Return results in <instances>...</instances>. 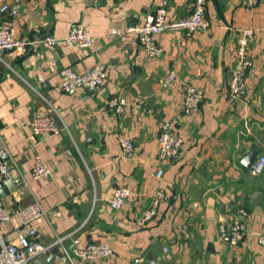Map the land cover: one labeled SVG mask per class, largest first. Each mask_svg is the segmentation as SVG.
<instances>
[{
  "label": "crops",
  "instance_id": "obj_1",
  "mask_svg": "<svg viewBox=\"0 0 264 264\" xmlns=\"http://www.w3.org/2000/svg\"><path fill=\"white\" fill-rule=\"evenodd\" d=\"M193 2L0 0V5L19 7L12 22L23 40L62 39L76 24L94 36L87 50L31 45L25 56H0V133L7 145L0 165L5 163L12 173L0 190V204L12 215L11 222L0 226L3 240H15L16 214L33 201L41 203L46 216L34 223L36 235L30 239L44 246L62 240L28 264L51 254L54 264H72V234L114 250L111 258L83 264H149L151 259L164 264H264V245L257 242L264 236V172L253 176L243 164L255 146L258 156L264 155V0L250 9L242 0H207L211 28L191 38L162 34L160 58L149 59L136 36L123 40L111 33L143 22L159 8L171 19H184ZM6 19L0 14V24ZM245 28L255 30L250 42L253 66L244 97L232 106L227 93L238 32ZM98 64L107 68L102 87L79 88L73 95L62 92L63 68L82 73ZM170 70L176 71L177 83L163 89L159 81ZM187 86L205 94L190 116L183 114ZM116 96L128 102L122 114L108 108ZM142 99L146 106L135 107ZM36 114L53 115L64 130L33 136L30 122ZM166 116L184 138V149L180 158L161 162L160 124ZM122 136L133 140L132 159L122 151ZM36 153L50 166L46 178L32 176ZM159 168L164 170L161 179L156 177ZM120 187H128L132 196L113 210L109 202ZM159 190L165 200L141 225ZM240 208L248 212L246 238L232 248L219 239L218 226Z\"/></svg>",
  "mask_w": 264,
  "mask_h": 264
},
{
  "label": "built area",
  "instance_id": "obj_2",
  "mask_svg": "<svg viewBox=\"0 0 264 264\" xmlns=\"http://www.w3.org/2000/svg\"><path fill=\"white\" fill-rule=\"evenodd\" d=\"M207 0H194L193 9L190 15L184 19H171L164 8H159L155 14L147 15L143 22L129 26L124 31L113 29V35H122L126 40L127 36L133 35L138 39V44L144 54L149 59L160 58L164 54V49L158 41L159 36L166 32L182 33L185 38H191L199 32H207L211 28V23L206 16ZM259 0H242V6L250 9L257 5ZM0 14L7 19L0 24V56L3 52H13L25 56L29 53L30 46H48L55 47L63 45L69 48L87 50L91 48L94 36L82 24L74 25L67 36L62 39L55 37H43L35 41H26L17 36L16 28L12 22L19 15V7L2 3L0 5ZM255 36V30L251 28L241 29L238 32L235 62L231 72L229 89L227 93L228 103L236 106L244 97L247 87L246 76L253 66V60L250 55V42ZM1 60V57H0ZM43 82V76L39 77ZM107 79V68L104 64H98L91 70L77 72L70 67H65L60 71V88L63 93L73 95L79 88L88 91L96 90L102 87ZM177 83V73L170 70L163 76L159 84L163 89H170ZM205 97L204 91L196 86H187L183 89V114L190 116L195 113ZM146 99L140 100L135 107L146 106ZM128 102L121 96L113 97L108 102L110 111L116 114H122ZM30 128L33 136H55L62 133L64 128L58 126L55 118L51 114H36L30 122ZM120 144L124 155L130 159L135 157L136 149L132 138L122 136ZM159 158L161 162L174 161L180 158L184 149V138L177 132L174 120L166 116L160 124L159 136ZM7 153V145L0 133V158ZM50 166L45 158L36 153L33 155L32 176L34 179L46 178L50 175ZM264 172V155L257 157L256 161L250 167V173L253 176H259ZM164 170L159 168L156 177L161 179ZM12 177L10 168L5 164L0 165V190L4 183ZM132 196V191L128 187H120L114 191L109 202L113 210H120L126 201ZM165 200L163 190L156 193L152 207L146 211L141 225L150 220L157 212L161 202ZM46 216L41 203L33 201L30 204L20 208L16 214L19 220L18 231L15 240L5 243L3 232L0 229V264H28L31 261L46 255L53 246L58 245L62 240L56 241L51 246H44L38 241H33L30 237L36 235L34 223ZM248 212L244 208L236 210L230 218L223 219L218 226V237L221 241L232 248L239 247L246 238L245 220ZM12 221V215L0 204V226ZM73 259L72 264H83L97 260L111 258L114 255L113 248L107 243H86L81 238L73 237ZM257 242L264 245V236L259 235ZM167 252V249L164 250ZM140 260H136L139 263ZM149 264H164L162 261L149 260Z\"/></svg>",
  "mask_w": 264,
  "mask_h": 264
},
{
  "label": "water",
  "instance_id": "obj_3",
  "mask_svg": "<svg viewBox=\"0 0 264 264\" xmlns=\"http://www.w3.org/2000/svg\"><path fill=\"white\" fill-rule=\"evenodd\" d=\"M258 155H259V151H258L257 147L255 146L253 148V150L250 152V154L245 158V160L243 162L244 166L247 167V168H250L251 165L256 161ZM55 260H56L55 255L51 254L43 262H40V260H38V261L35 262V264H54ZM63 262L68 263V260L64 259Z\"/></svg>",
  "mask_w": 264,
  "mask_h": 264
}]
</instances>
